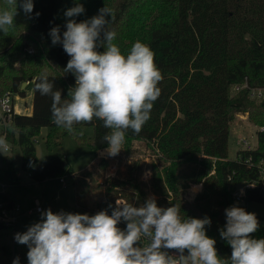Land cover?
<instances>
[{"label": "trees", "instance_id": "trees-1", "mask_svg": "<svg viewBox=\"0 0 264 264\" xmlns=\"http://www.w3.org/2000/svg\"><path fill=\"white\" fill-rule=\"evenodd\" d=\"M76 3L85 9L75 18L77 22L97 15L105 6L113 10L114 16L106 17L108 27L116 33L113 42L125 54L136 41L149 45L155 53V63L163 75L161 94L141 132L128 130L124 146L129 151L135 140L144 142L155 155L149 182L158 206L179 205L184 218L209 217L211 225L206 234L215 239L218 255L230 258L231 247L220 236L226 224L225 209L237 205L249 212L241 201L264 202L260 167L264 166V130L258 131L255 148L240 149L236 159L229 157V134L236 113H248L259 127H264V97H250L251 88H264V0H33L30 16L18 9L14 29L7 35L0 32V80L5 88L15 91L25 81L33 84V111L15 115L9 138L13 147L10 161L19 144L22 169L37 181L65 174V157L59 151L47 163H39L34 137L41 128H51L46 137L50 150H56L69 133L53 123L51 97L40 95L35 83L46 71L62 98H67L68 89L75 85V77L63 70L70 57L61 44H52L49 33L59 26L62 35L66 17L61 14L66 6L71 8ZM4 7V0H0V9ZM19 28L26 35L17 37L14 31ZM26 37H34L40 49L27 45L25 57L16 55L9 61L15 55V40ZM30 47L32 53L27 50ZM17 62L20 66L15 67ZM245 82L248 87L234 90L235 85ZM83 125L94 127L93 137L87 138L81 130ZM74 127L76 133L71 135L77 142L90 145L95 154L87 169L77 174L69 169L76 208L90 214L105 209L111 212L109 205L114 208L119 198L134 206L143 204L148 197L132 171L126 177H109L103 184L91 182L93 171L108 164L106 157L99 159V150L108 147L103 137L110 131L103 122L94 119ZM139 166L135 163L132 168ZM5 179L19 182L16 170L8 167L0 169V181ZM247 181L258 186L247 189L238 200L235 193ZM195 184L201 187L192 193L190 188ZM0 205V215L2 208H15L12 196L4 189H0ZM51 210L61 212L55 207ZM256 216L259 229L252 236L262 239L264 217ZM24 232L17 231L14 222L0 220V233L12 236L13 261L18 257L19 264H28L27 245L15 239L17 233Z\"/></svg>", "mask_w": 264, "mask_h": 264}, {"label": "clouds", "instance_id": "clouds-1", "mask_svg": "<svg viewBox=\"0 0 264 264\" xmlns=\"http://www.w3.org/2000/svg\"><path fill=\"white\" fill-rule=\"evenodd\" d=\"M4 4L0 32L7 35L15 27L18 9L30 16L34 4L33 0H4ZM84 11L80 3L68 8L66 30L61 35L56 26L49 33L52 44H61L70 57L63 70L75 77V85L68 89L67 98H62L46 71L36 78L35 90L51 97L53 123L69 134L76 133L75 125L102 121L110 130L103 137L108 145L105 152L114 157L128 130L139 134L150 119L163 75L149 45L136 41L125 54L113 42L116 33L106 19L114 16L111 8L105 6L90 19L77 22L75 18ZM8 150L6 137L0 136V154ZM109 207L111 214L105 209L95 215L47 209L41 212L40 222L17 233L15 239L27 245L28 264H264V238L252 236L259 221L243 207L225 209L220 236L231 247L230 258L220 257L215 239L206 234L211 225L207 216L184 218L181 206L160 207L154 196L140 206L117 200L114 208ZM121 222L126 225L123 229ZM13 264H19L18 257Z\"/></svg>", "mask_w": 264, "mask_h": 264}, {"label": "rangeland", "instance_id": "rangeland-1", "mask_svg": "<svg viewBox=\"0 0 264 264\" xmlns=\"http://www.w3.org/2000/svg\"><path fill=\"white\" fill-rule=\"evenodd\" d=\"M68 8L66 6L62 12L61 16L63 18H65L64 13ZM14 32L17 37L26 35L21 28ZM14 44L15 55L9 57V61L15 60L16 55H20V57L23 55L25 57V53L23 52L27 45H32L37 50L40 49V44L34 37L17 39ZM31 89L32 86L29 84L24 96L16 99L18 107L23 112L27 110V105L29 106L32 103ZM81 130L87 138H91L94 135L93 126L83 125ZM259 130L260 127L251 119L248 113H236L231 123L229 134V157L236 159L238 151L240 149H248V144L251 148H255L258 144ZM50 131V127H42L40 132L34 137L39 163L45 164L50 161L55 151L63 153L65 157V174L63 176L66 179L65 183L60 180V176L40 181L31 178L29 173L22 169V150L19 144L15 146V155L12 158L14 160H11L12 162L10 159L13 155L8 156L6 161L4 160V155H0V168L8 167L11 170L15 169L19 177L18 183H13L9 179L2 181L5 183L3 189L12 196L15 203L12 214L17 231H27L31 225L41 221V212L52 207L64 212L95 215L76 208L74 179L69 173V169H73L77 174L87 169L94 162L95 154L91 146L79 143L71 134H67L61 139V143L56 150H50L46 145V137ZM105 149L100 152L102 155L99 156V159H101L100 157H106L108 164L104 168L99 167L93 171L91 182L103 184L106 183L109 177L117 175L126 177L132 171L141 185L144 186L147 197L153 196L154 191L150 188L149 180H144L142 175L144 171H150V174L153 176L155 155L143 141L135 140L129 151L126 150L123 144L121 151L114 157L109 156L105 152ZM99 161H97V164ZM115 163L117 164V170L112 169ZM135 163L140 166L132 168V165ZM193 188L194 191L190 188L192 193L197 191L196 186H193ZM190 191H187V198L189 200L192 199ZM125 202L127 201L125 200ZM240 204H245L249 212L264 217V202L244 203L241 201ZM39 206L42 208V211L36 210ZM119 227L121 229L125 228L123 224H120ZM13 249L14 241L12 236L10 234L0 233V264H13Z\"/></svg>", "mask_w": 264, "mask_h": 264}, {"label": "built area", "instance_id": "built-area-1", "mask_svg": "<svg viewBox=\"0 0 264 264\" xmlns=\"http://www.w3.org/2000/svg\"><path fill=\"white\" fill-rule=\"evenodd\" d=\"M29 53H32L34 51V49L32 47L27 48ZM27 82V84L25 86L24 82L21 83V85L19 86V90L15 91L9 88H5L3 82L0 80V136H4L6 137L7 141H8V146H9V150L7 152H4L0 155H4V159L8 156H11L13 154V147H12V143L10 141L9 138V128L11 123L14 120V117L16 114H20V113H24L17 105L16 103V99H19L20 96H24V93L26 92V88L27 85L30 83V81H25ZM244 87H248L247 82H245L244 84H238L234 86V90H240ZM23 91V93H22ZM250 97L256 100H261L264 97V88L262 87H253L250 90ZM260 130H264V127H260ZM246 144H248L247 141H245ZM248 149H251L250 145L248 144ZM262 168V172L264 175V166H261ZM1 169V168H0ZM112 169L117 170V164H113ZM150 171H144L143 173V178L144 180H149L150 178ZM60 180L65 183L66 179L64 177H60ZM0 189H3L5 187V183H3L2 181H0ZM258 186V183L256 182H244V184H242L238 190L235 193V196L238 200H241V198L243 197V195L246 193L247 189L249 188H255ZM262 190L264 193V186H262ZM241 189H243V192H241ZM119 201L125 202L124 199L119 198L117 199ZM116 200V201H117ZM1 207V205H0ZM14 209H12L11 211H8L7 209H1V215H0V220L2 222H5L6 224H13L14 222V218H13V214L12 211ZM37 211H42V208L39 206L36 209ZM109 214H111V212H109Z\"/></svg>", "mask_w": 264, "mask_h": 264}, {"label": "crops", "instance_id": "crops-1", "mask_svg": "<svg viewBox=\"0 0 264 264\" xmlns=\"http://www.w3.org/2000/svg\"><path fill=\"white\" fill-rule=\"evenodd\" d=\"M29 84L32 86V89H31V92H32V103H31L29 106L27 105V107H26L27 110L24 112V113H26V114H31L32 111H33V94H34V92H33V84H32V82H30ZM29 84H28V85H29ZM28 85H27V88H28ZM27 88H26V90H27ZM30 96H31V94H30ZM103 149H105V148H103ZM103 149L99 150V156L102 155L100 152H102ZM94 160H95V159H94ZM90 166H91V165H90ZM90 166H89V167H90ZM193 186H194V187L196 186V188H197L196 190H197V191H198V190L200 189V187H201L200 184H195V185H193ZM193 186H192L191 190L194 191ZM197 191H196V192H197ZM194 193H195V192H194Z\"/></svg>", "mask_w": 264, "mask_h": 264}, {"label": "water", "instance_id": "water-1", "mask_svg": "<svg viewBox=\"0 0 264 264\" xmlns=\"http://www.w3.org/2000/svg\"><path fill=\"white\" fill-rule=\"evenodd\" d=\"M27 84V82H24V85L23 86H25Z\"/></svg>", "mask_w": 264, "mask_h": 264}]
</instances>
